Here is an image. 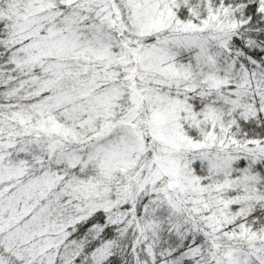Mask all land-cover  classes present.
<instances>
[{
	"label": "snow or ice",
	"instance_id": "obj_1",
	"mask_svg": "<svg viewBox=\"0 0 264 264\" xmlns=\"http://www.w3.org/2000/svg\"><path fill=\"white\" fill-rule=\"evenodd\" d=\"M0 264H264V0H0Z\"/></svg>",
	"mask_w": 264,
	"mask_h": 264
}]
</instances>
